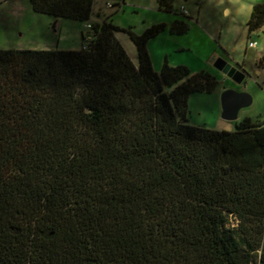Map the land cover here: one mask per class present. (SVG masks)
<instances>
[{"label": "trees", "instance_id": "1", "mask_svg": "<svg viewBox=\"0 0 264 264\" xmlns=\"http://www.w3.org/2000/svg\"><path fill=\"white\" fill-rule=\"evenodd\" d=\"M29 3L79 23L94 7ZM180 16L171 35L189 29ZM89 25L87 50L0 49V264H264V121L188 125V98L217 80L166 60L155 72L147 43L166 26ZM246 28L264 33V4Z\"/></svg>", "mask_w": 264, "mask_h": 264}, {"label": "rangeland", "instance_id": "2", "mask_svg": "<svg viewBox=\"0 0 264 264\" xmlns=\"http://www.w3.org/2000/svg\"><path fill=\"white\" fill-rule=\"evenodd\" d=\"M248 2L249 0H171L175 16L165 12L158 0H94L89 23H79L33 14L29 0H2L0 27L5 23L9 33L7 37L3 32L0 33V49H40L41 46L31 37L29 27L37 31L52 30L54 27L57 30L55 41L59 42L56 49L79 51L83 44L80 32L83 31V37L90 34L85 28L87 24L101 23L110 18L114 26L122 30L131 29L137 35L153 25L164 24V32L147 43L155 72L160 75L166 60L171 67L183 66L192 74L204 71L217 80V86L211 94H193L188 98L187 124L218 132H233L235 125L222 118V90L232 88L245 91L250 97V103L242 108V115L250 117L252 121H263L264 81L247 68L248 75L241 85H236L230 80L222 79L214 63L210 62L215 59L233 66L241 65L245 57L251 56L249 42H256L259 47L264 48L263 30L250 35L247 33L246 24L253 6ZM184 9L186 17L190 19L189 29L183 35H171L169 25L176 18L183 19L180 14ZM48 21L50 23L46 25ZM116 38L136 63V49L129 37L124 33H117ZM171 90L166 88V92Z\"/></svg>", "mask_w": 264, "mask_h": 264}, {"label": "crops", "instance_id": "3", "mask_svg": "<svg viewBox=\"0 0 264 264\" xmlns=\"http://www.w3.org/2000/svg\"><path fill=\"white\" fill-rule=\"evenodd\" d=\"M248 3H250L251 5H254L256 3L264 4V0H249ZM30 8H31V6H30ZM31 10H32V8H31ZM184 11H185V9H184ZM28 12H30V11H28ZM33 14H34V12H33ZM186 15H187V13H186ZM49 20H51V19H49ZM47 23L48 24H46V25H49L50 21H48ZM3 25H4L3 27H0V33L3 32L4 34H6V37H7L8 36V33H9V29H8V27L5 26V23H3ZM28 30L32 34L31 37L33 38L34 42L38 43L39 46H41V48L38 49V50H54V49H56L58 47L59 42H58V40L55 41V36L57 34V30L54 27H52V30H50V29H44L43 31H41V30L37 31L36 29L29 27ZM80 36H81V39H82V37H83V31L80 32ZM263 47H264V45H263ZM6 49H16V48H6ZM6 49H4V50H6ZM18 50H28V49H18ZM35 50H37V49H35ZM251 51H252L251 56L245 57L243 63L240 65L239 68H240V70L242 72L245 73L246 76L248 75L247 74V68H250L253 71L254 75L258 79H261L262 81H264V69H259L256 66L257 59H259L260 57H263L264 56V48H261V46L259 47V44H257L255 48H252L251 49ZM130 60L133 62V60L131 58H130ZM151 62H152V60H151ZM215 62H216V60L215 59H212V61L210 62V64L211 63H215ZM235 65L238 66L239 64H235ZM218 74H220V76H222V79L228 80L226 77H224L222 75V73L219 70H218ZM226 90H233V91L238 92V93H245L246 94L245 91H241V90L238 91V90H235V89H232V88L223 89L222 90V93L224 91H226ZM241 110H242V108L239 109V111L237 112L234 120H228V122H231L234 125L236 123H239V122L244 121V120H250L251 122H255V121H252L250 117L243 116L242 113L244 114V112H241ZM239 114H240V117H239ZM256 121H259V120H256Z\"/></svg>", "mask_w": 264, "mask_h": 264}, {"label": "water", "instance_id": "4", "mask_svg": "<svg viewBox=\"0 0 264 264\" xmlns=\"http://www.w3.org/2000/svg\"><path fill=\"white\" fill-rule=\"evenodd\" d=\"M214 66L224 77L236 85H241L245 79L246 75L240 70V65L233 66L227 62L216 61ZM249 103L250 97L245 93H238L233 90L224 91L221 96L222 118L224 120H234L239 109L247 106Z\"/></svg>", "mask_w": 264, "mask_h": 264}, {"label": "built area", "instance_id": "5", "mask_svg": "<svg viewBox=\"0 0 264 264\" xmlns=\"http://www.w3.org/2000/svg\"><path fill=\"white\" fill-rule=\"evenodd\" d=\"M182 13L186 15V11L182 10ZM85 28H86L87 31H90V29H91V25L87 24V25L85 26ZM91 41H92V35H91V34H89L88 36L84 37V41H83V44H82L81 49H83V50H87L88 45H89V43H90ZM256 45H257V44H256L255 42H249V43H248V49L255 48Z\"/></svg>", "mask_w": 264, "mask_h": 264}]
</instances>
